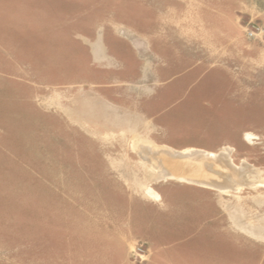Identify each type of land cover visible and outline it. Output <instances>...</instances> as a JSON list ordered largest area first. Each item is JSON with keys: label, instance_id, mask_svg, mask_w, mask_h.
<instances>
[{"label": "rangeland", "instance_id": "obj_1", "mask_svg": "<svg viewBox=\"0 0 264 264\" xmlns=\"http://www.w3.org/2000/svg\"><path fill=\"white\" fill-rule=\"evenodd\" d=\"M190 68L263 101L264 0H0V264H188L189 190L228 240L205 257L264 264V118L235 143ZM143 144L225 149L251 185L164 177Z\"/></svg>", "mask_w": 264, "mask_h": 264}, {"label": "crops", "instance_id": "obj_2", "mask_svg": "<svg viewBox=\"0 0 264 264\" xmlns=\"http://www.w3.org/2000/svg\"><path fill=\"white\" fill-rule=\"evenodd\" d=\"M189 78L190 111L192 113H210V109L212 108L213 112L210 114L214 115V106H216L219 101L223 102L221 114L225 118L236 119L234 120L236 122V130H234L235 132L232 133L233 135H235V143L238 144L242 139H244V135L246 133H251L245 131L244 129L245 120H247V123H255L258 122L261 117L264 118V100L262 101L261 99H259V91L253 90L252 93L247 94V96L245 93L238 89L235 92H230L231 99H229V95H227L228 90H224V88L227 87V82H224L225 80L222 79V77H219L217 74L208 72V70L203 73L201 72L200 68H190ZM209 96L212 97L213 102L209 101ZM201 99L202 102H200ZM231 148L234 149L233 147ZM186 193H188V195L186 194L184 195V197L188 198L185 203L189 207V222L191 223L192 231H194V235L189 241L190 254L188 258V264H229L230 260L228 253L227 258H225L223 254H217L213 257H205L203 254V252H206L208 248V244L206 242H209L210 239L214 244H217L218 246H228L226 234L222 233V228L215 226L216 223H218L217 218L219 215L217 214L218 208L212 202L213 196L210 195L212 192H204L202 190H189ZM180 218H182V214ZM183 220L185 221V219ZM177 232H180L178 228L169 230L164 228L160 233L164 239L171 236L175 238V235L180 236L179 234H182H177ZM171 246H173V244L167 243L165 241L160 247L169 248ZM173 248L175 249L177 247L174 246ZM178 260L182 259L179 258Z\"/></svg>", "mask_w": 264, "mask_h": 264}, {"label": "bare ground", "instance_id": "obj_3", "mask_svg": "<svg viewBox=\"0 0 264 264\" xmlns=\"http://www.w3.org/2000/svg\"><path fill=\"white\" fill-rule=\"evenodd\" d=\"M140 152L158 155L164 177L211 186L222 192L228 188L239 189L240 186L251 185L241 177L246 170L244 164L234 165L225 149L218 153L193 149L177 151L166 146L143 144L140 145Z\"/></svg>", "mask_w": 264, "mask_h": 264}, {"label": "built area", "instance_id": "obj_4", "mask_svg": "<svg viewBox=\"0 0 264 264\" xmlns=\"http://www.w3.org/2000/svg\"><path fill=\"white\" fill-rule=\"evenodd\" d=\"M138 250H142L140 247L137 248Z\"/></svg>", "mask_w": 264, "mask_h": 264}]
</instances>
